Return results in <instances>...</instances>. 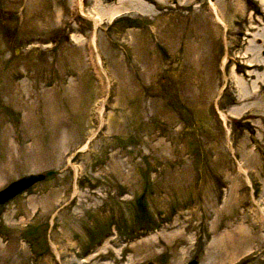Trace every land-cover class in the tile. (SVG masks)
I'll return each instance as SVG.
<instances>
[{"label":"rangeland","instance_id":"374dc122","mask_svg":"<svg viewBox=\"0 0 264 264\" xmlns=\"http://www.w3.org/2000/svg\"><path fill=\"white\" fill-rule=\"evenodd\" d=\"M37 173L0 264H264V1L0 0V189Z\"/></svg>","mask_w":264,"mask_h":264},{"label":"water","instance_id":"95a60500","mask_svg":"<svg viewBox=\"0 0 264 264\" xmlns=\"http://www.w3.org/2000/svg\"><path fill=\"white\" fill-rule=\"evenodd\" d=\"M44 177L45 174L43 173L28 174L11 181L5 187L0 189V205L9 202L12 199H14L16 196L24 193L36 182L44 179ZM162 261L163 259L159 260V262ZM146 264H154V263L148 262ZM188 264H197V262L193 260Z\"/></svg>","mask_w":264,"mask_h":264},{"label":"flooded vegetation","instance_id":"af4514ba","mask_svg":"<svg viewBox=\"0 0 264 264\" xmlns=\"http://www.w3.org/2000/svg\"><path fill=\"white\" fill-rule=\"evenodd\" d=\"M104 239H105V236H104V234H102L99 238L93 240V242L91 243V245L86 246V247L83 249V252H82L81 255L84 256L85 259H88V258L91 259V258H93V257H95V256H97L98 259H100V258L103 259L104 257H100V255H99L100 251H99V249H98V247H97L96 245H97V244L101 245L102 242L104 241ZM107 257H108L109 259L112 258L111 255H110V256L107 255ZM89 259H88V260H89ZM109 262L113 264V262H111V261H109Z\"/></svg>","mask_w":264,"mask_h":264},{"label":"bare ground","instance_id":"6f19581e","mask_svg":"<svg viewBox=\"0 0 264 264\" xmlns=\"http://www.w3.org/2000/svg\"><path fill=\"white\" fill-rule=\"evenodd\" d=\"M264 1V0H263ZM80 2V1H79ZM211 4H212V6H213V9H214V13H215V15H216V20L219 22V24H221V25H223V26H225V28H226V24H225V22H224V20L222 19V17L219 15V13H218V10L216 9V7H215V5L211 2ZM119 13H121V11L120 10H114V13H113V17H116V16H118L119 15ZM95 40V39H94ZM95 42V41H94ZM94 47V46H93ZM260 210V209H259ZM263 214V213H262ZM243 226V225H242ZM244 227V226H243ZM241 230V229H240ZM243 234H241L240 233V237H243L242 236ZM241 239H243V238H241Z\"/></svg>","mask_w":264,"mask_h":264}]
</instances>
